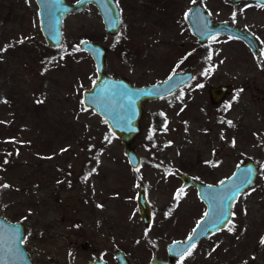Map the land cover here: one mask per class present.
Segmentation results:
<instances>
[{"label": "rangeland", "instance_id": "rangeland-1", "mask_svg": "<svg viewBox=\"0 0 264 264\" xmlns=\"http://www.w3.org/2000/svg\"><path fill=\"white\" fill-rule=\"evenodd\" d=\"M115 2L121 18L114 36L104 33L95 6L88 3L63 18L62 41L51 47L39 30L34 0H0V185H8L0 187L1 214L24 224V243L35 264H66L67 254L77 263L92 256L113 260V246L128 236L151 234L137 212L138 184L145 187L154 220L169 203L173 216L165 224H184L198 207L179 190L176 172L216 182L250 157L259 171L244 192L248 216L234 237L225 234L222 259L243 261L256 249L257 264H264V153L259 151L264 142V4ZM193 2L204 6L211 20L226 19L252 31L258 52L252 54L225 33L199 43L184 19ZM83 37L103 42L106 71L134 84L178 69L193 71L174 93L143 103L135 168L104 120L81 104V90L94 76L90 56L77 45ZM220 83H230L231 90L213 103L208 87Z\"/></svg>", "mask_w": 264, "mask_h": 264}, {"label": "water", "instance_id": "water-1", "mask_svg": "<svg viewBox=\"0 0 264 264\" xmlns=\"http://www.w3.org/2000/svg\"><path fill=\"white\" fill-rule=\"evenodd\" d=\"M37 5V24L46 44L58 46L62 41V22L65 15L78 12L88 3H92L100 16L104 33L114 36L119 31L121 13L115 0H34ZM238 1V0H231ZM264 3V0H248ZM184 19L190 33L198 42H205L214 33H225L242 41L254 53L257 51L255 34L242 27L235 26L226 19L211 20L204 6L193 2L188 7ZM78 48L87 53L94 67V76L90 84L81 90V104L90 108L100 116L109 130L119 138L122 151L130 167L135 168L140 162V155L134 145V139L140 130V117L143 103L171 93L192 78L189 69L176 70L161 79L134 84L127 76H113L106 71V46L103 42L89 38H80ZM171 77V79H170ZM231 90L230 83H220L208 87L211 102L222 100ZM259 151L264 153V142L259 144ZM251 169L249 174L248 170ZM256 162L250 157L242 158L226 176L216 182H204L183 171L176 172L181 186L192 185L196 195L206 203V211L216 204L220 215H202L192 227L184 241L173 242L172 245H187L193 240L205 236L222 227L229 218L233 200L246 188L253 185L258 173ZM250 181L245 183L244 181ZM224 181L223 184L220 182ZM144 185L138 184L135 192V203L141 219L149 220V206L145 196ZM238 190V191H237ZM213 197H216L213 201ZM231 197V199H226ZM198 222L201 224L197 228ZM193 229H196L193 232ZM25 234L24 224L20 220H10L0 212V264H34L23 247L22 237ZM117 264H125L124 254L113 249ZM67 264H108L101 258H93L85 263H77L68 255Z\"/></svg>", "mask_w": 264, "mask_h": 264}, {"label": "flooded vegetation", "instance_id": "flooded-vegetation-1", "mask_svg": "<svg viewBox=\"0 0 264 264\" xmlns=\"http://www.w3.org/2000/svg\"><path fill=\"white\" fill-rule=\"evenodd\" d=\"M250 2H258V1H250ZM36 10H37V5H36ZM36 17H37V13H36ZM256 42H257V51L254 52V54L258 52V48H259L257 37H256ZM199 43H203V42H199ZM247 48L250 50L249 47ZM250 52L253 54L251 50ZM178 70H182V69H178ZM192 78H193V71H192ZM183 85L179 86L178 88L173 90L171 93H174L176 90H178ZM250 187L246 188L242 193L237 195V197L233 200L230 206L229 218L222 227H220L219 229L205 236H201L193 240L192 243H188L187 245H184L182 247L181 245H172V243L176 241L178 242L184 241L190 234L192 227L197 221V219L204 214V211L206 209V203L202 199L198 198L196 195V188L192 185L184 186V187L180 185L179 187V190L187 191V195L190 196V199L193 197V199L197 201V207H198V210L195 213H193L191 217L188 219V222L184 224L178 223V224L172 225L170 224V222L165 224V220L173 216V214L171 215L172 208H170L169 203L164 204L161 206V208H159L158 211L161 213L160 215L161 218L158 221L157 219L154 220L155 210L151 207L146 197L148 201V206H149V220L147 222H144L141 219L137 205L136 207H137L139 218L143 225V230L149 231V233L151 234L150 235L138 234L134 236H128L127 237L128 240L123 241L119 247L113 246L111 248V254L113 256V260H106L102 257H95V256H92L90 259H87V260H91L93 258H101L108 264H117V260L113 254V249L118 248L124 254L125 264H257L256 256L259 254V252L256 249L255 250L253 249V251L249 253V255L247 256L245 260L241 261L239 259H235L234 262H231V263H224L222 259V251H221V248H222L221 243L224 238L227 239V236H226L227 232H229V235L234 237L235 233L238 231L240 222L245 223V221L243 220L246 219L248 216L246 212L249 207V204L244 199V192H246ZM145 196H146V193H145ZM134 199H135V193H134ZM262 200L264 204V192H263ZM228 221H231V224H229ZM231 225H235V227H234V230L230 232L227 229ZM166 229H167V233L163 234L162 233L163 230H166ZM25 233H26V230H25ZM25 237H26V234H24V236L22 237V244H23L24 249L28 253V256L32 260L30 252L24 243ZM193 245H195L194 248L192 247ZM189 251H191V255H188ZM68 255H71V254L66 255V264L68 263ZM32 262L34 263L33 260Z\"/></svg>", "mask_w": 264, "mask_h": 264}, {"label": "snow or ice", "instance_id": "snow-or-ice-1", "mask_svg": "<svg viewBox=\"0 0 264 264\" xmlns=\"http://www.w3.org/2000/svg\"><path fill=\"white\" fill-rule=\"evenodd\" d=\"M20 42L22 43L23 41H20ZM0 51H3V49H0ZM170 79H171V77H170ZM228 123H229V125L232 124L231 121H228ZM233 143H235V142L233 141ZM5 162H7V161H5ZM248 172H249V174H250V173H251V169H249ZM244 182L247 183V182H250V181H247V180H246V181H244ZM220 183L223 184L224 181H221ZM0 187H8V185H0ZM181 191H182V190H181ZM237 191H238V190H237ZM212 199H213V201H215L216 197H213ZM226 199H231V197H226ZM214 213L217 214V215H220V213L218 212V209H217V206H216L215 203L212 204V206H211V210H210V211H206V212H204L203 215H204L205 217H208L209 215L214 214ZM233 215H234V214H233ZM228 223L231 224V221H228ZM200 226H201V224L198 222V224H197V228H199ZM234 227H235V225H231L227 230L231 232V231L234 230ZM195 231H196V229H193V232H195ZM188 239L191 240V239H193V237H192V236H189ZM261 243H264V238L261 239ZM192 247L194 248L195 245H193ZM188 255H191V251L188 252Z\"/></svg>", "mask_w": 264, "mask_h": 264}]
</instances>
